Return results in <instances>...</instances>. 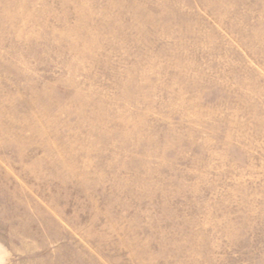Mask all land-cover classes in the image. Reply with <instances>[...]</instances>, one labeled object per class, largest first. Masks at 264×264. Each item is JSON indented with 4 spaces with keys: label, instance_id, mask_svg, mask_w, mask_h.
<instances>
[{
    "label": "rangeland",
    "instance_id": "rangeland-1",
    "mask_svg": "<svg viewBox=\"0 0 264 264\" xmlns=\"http://www.w3.org/2000/svg\"><path fill=\"white\" fill-rule=\"evenodd\" d=\"M0 264H264V0H0Z\"/></svg>",
    "mask_w": 264,
    "mask_h": 264
}]
</instances>
